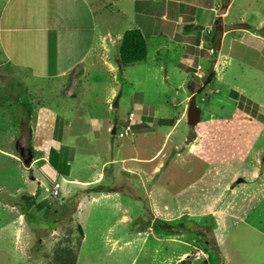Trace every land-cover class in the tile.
Wrapping results in <instances>:
<instances>
[{
  "label": "rangeland",
  "instance_id": "rangeland-1",
  "mask_svg": "<svg viewBox=\"0 0 264 264\" xmlns=\"http://www.w3.org/2000/svg\"><path fill=\"white\" fill-rule=\"evenodd\" d=\"M40 1L51 21L58 3ZM187 1L194 21L173 31L174 22L152 18L159 9L135 4L136 16L126 0L100 13L103 21L93 14L98 31L138 29L147 55L120 67V39L108 45V69L88 56L80 85L68 75L37 78L73 70L63 48L32 49L36 60L15 70L0 62V264H264V0ZM78 4L63 2L58 11L77 8L76 22L54 31L91 34ZM41 109L58 115L50 139L53 117L41 119ZM29 144L26 167L19 150ZM36 191L30 220L21 209Z\"/></svg>",
  "mask_w": 264,
  "mask_h": 264
},
{
  "label": "crops",
  "instance_id": "crops-1",
  "mask_svg": "<svg viewBox=\"0 0 264 264\" xmlns=\"http://www.w3.org/2000/svg\"><path fill=\"white\" fill-rule=\"evenodd\" d=\"M54 1L58 3L59 9L60 6L63 5V2L65 0ZM66 1L72 2L73 4L79 3L78 8L83 7V13L87 16L88 19L94 21L93 26L90 28L91 34H88L86 37H84V35L81 33L70 34L69 31H66L63 28L62 33H60V28L59 30L54 31V28H58L59 26L63 27V21H66L69 17L73 18L70 19L71 21L76 22V19L74 18L77 16L76 13H78L79 11H77V8H75L74 6V8L71 9L73 11L67 15H62L61 12L57 9L54 15L55 17L51 20L54 21V23H50L51 21L45 20L48 18V14H42V7L39 5L44 4L45 1H40L36 3V0H2V3H0V46L2 48V53L0 52L1 64H4L6 66L10 65L9 68H12L14 70L16 67H20L19 65L24 67V65L28 63L27 59L36 60V56H29V52L32 53V49L42 48L46 51H49L46 53L48 54L50 53V46L52 45L53 48H55V52L57 54L60 52L59 48H63L66 51V54L68 55L67 57L74 59L75 67L70 72L65 71L60 74L50 75V78H48V75V77H45L39 76L37 74V78L42 77L43 79H47L48 81H53L54 79H56L54 77H63L65 75H68L73 78L72 80H75L76 83H79L80 85L82 81L85 82V78L83 76V71L85 68L83 67V63L87 60L88 56L91 55V59H97L101 61L103 65L106 64V69H108V45H115V43L122 38V35L124 33L120 36H115L113 33L108 32V28L104 31H98L97 24L95 21L99 19L93 17V14H100L103 11H106L107 8H111L113 3H117L118 1L122 2L124 0H83V3L82 0ZM126 1L132 3V14H135L136 16L137 13L135 4H143L153 9H159V11L156 12L157 15L152 18L164 24L174 22V28L172 29V31L174 29H177L179 25L191 26V23L194 21V18H191L190 21V17L183 12L182 7H185V5H188V7L196 8V5L188 3L187 0ZM93 4L101 5L100 10L96 9L97 6L94 7ZM99 18L102 21L105 20V18H102V14H100ZM49 24H52V28L49 27ZM184 28L187 27L185 26ZM79 30L82 32L84 31V28H79ZM87 30H89V28H87ZM2 35L6 37L2 39ZM227 36L228 34L225 37ZM219 38L222 39V32L220 33ZM94 53L99 55H96ZM60 60L61 56L57 57L56 61L60 62ZM78 75L80 76L79 80L75 79ZM31 76L33 75L31 74ZM72 93L73 91H71L70 94L68 93L67 97H72ZM41 110H45L48 113L42 111V113H39V116H41L42 114H48L53 117L54 126L53 128H50L51 131L48 130V132L50 133L48 138L50 139L51 135L54 134L53 132L56 128L57 123L55 117H57L58 115L53 110ZM41 119H43V115ZM94 124H98V122H95ZM102 126H104V124H102ZM51 145L52 143L48 146ZM57 176H60L62 178L63 175Z\"/></svg>",
  "mask_w": 264,
  "mask_h": 264
},
{
  "label": "trees",
  "instance_id": "trees-1",
  "mask_svg": "<svg viewBox=\"0 0 264 264\" xmlns=\"http://www.w3.org/2000/svg\"><path fill=\"white\" fill-rule=\"evenodd\" d=\"M120 41L121 42H120V46H119V50H118V54H119L118 60H119L120 67H126L129 65H133L135 63L143 62L145 60L146 55H147L146 41L138 29H130V30L125 31L124 34L122 35V38ZM213 65H214V63H212V67H213ZM212 67L210 70H208V75H207L205 85L211 84V82L214 80L215 74H214ZM229 96L236 99L237 95L235 92L230 91ZM3 100H6V98H4ZM20 105L23 109V113H24L23 115L25 117V121L29 122L33 113H34L30 104H28L27 102H24ZM29 134H31L30 130H29ZM30 141H31V138H29V142ZM58 146H59V144L57 143L55 146H52V147L48 146V147H50V149H48V147H47V149H48V151H47L48 164H50V166L53 168L54 171H57V168H56L57 166L54 163V162H56V160L54 158H55L57 152H55V150L53 148H55V147L58 148ZM28 149L33 153V149H32V146L30 144L28 145ZM53 152L55 155H53ZM39 196H40V191H36V193L34 195L26 196L24 198L25 206L21 210L23 212L22 214L27 219H30V220L34 219V216L30 213V211L32 210V208H34L36 206V199ZM54 225H56V223H54ZM77 230L80 234H82L80 227H78ZM162 230L164 233H166V232L181 233L182 232L181 230H175V229L173 231H171L172 228L169 227L168 225H165V227H163ZM162 230L160 229L161 232H162ZM182 262H184V261H182ZM66 264H74V263H66Z\"/></svg>",
  "mask_w": 264,
  "mask_h": 264
},
{
  "label": "water",
  "instance_id": "water-1",
  "mask_svg": "<svg viewBox=\"0 0 264 264\" xmlns=\"http://www.w3.org/2000/svg\"><path fill=\"white\" fill-rule=\"evenodd\" d=\"M219 44H220V39H219ZM218 48L219 47H216L215 49ZM112 107H117V103L114 102V105ZM186 117H187V125L189 127L194 128L200 122L201 110L196 105V94H193L190 97L189 105L186 112ZM113 134H115V127L111 130V135ZM27 156H28L27 158H24V154L22 150L20 151V157L22 158L24 165L26 167H30V162L32 160V153L28 152ZM238 182H242V181H238Z\"/></svg>",
  "mask_w": 264,
  "mask_h": 264
},
{
  "label": "flooded vegetation",
  "instance_id": "flooded-vegetation-1",
  "mask_svg": "<svg viewBox=\"0 0 264 264\" xmlns=\"http://www.w3.org/2000/svg\"><path fill=\"white\" fill-rule=\"evenodd\" d=\"M21 150H22L24 156H25V154L27 155L28 152H31L28 148H26L25 150L21 148V149L19 150V154H20V151H21ZM31 153H32V152H31Z\"/></svg>",
  "mask_w": 264,
  "mask_h": 264
},
{
  "label": "built area",
  "instance_id": "built-area-1",
  "mask_svg": "<svg viewBox=\"0 0 264 264\" xmlns=\"http://www.w3.org/2000/svg\"><path fill=\"white\" fill-rule=\"evenodd\" d=\"M127 131H129V128H127L126 132H127ZM126 132H125V133H126ZM52 194H53L54 196H57V195H58V190H54V191H52Z\"/></svg>",
  "mask_w": 264,
  "mask_h": 264
}]
</instances>
